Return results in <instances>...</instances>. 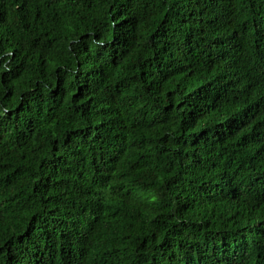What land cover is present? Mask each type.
I'll return each mask as SVG.
<instances>
[{
    "label": "trees",
    "instance_id": "obj_1",
    "mask_svg": "<svg viewBox=\"0 0 264 264\" xmlns=\"http://www.w3.org/2000/svg\"><path fill=\"white\" fill-rule=\"evenodd\" d=\"M0 264H264V0H0Z\"/></svg>",
    "mask_w": 264,
    "mask_h": 264
}]
</instances>
